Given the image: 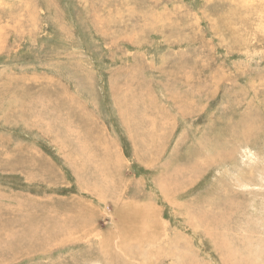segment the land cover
<instances>
[{"label": "rangeland", "instance_id": "rangeland-1", "mask_svg": "<svg viewBox=\"0 0 264 264\" xmlns=\"http://www.w3.org/2000/svg\"><path fill=\"white\" fill-rule=\"evenodd\" d=\"M0 264H264V0H0Z\"/></svg>", "mask_w": 264, "mask_h": 264}, {"label": "bare ground", "instance_id": "bare-ground-1", "mask_svg": "<svg viewBox=\"0 0 264 264\" xmlns=\"http://www.w3.org/2000/svg\"><path fill=\"white\" fill-rule=\"evenodd\" d=\"M227 252V251H226Z\"/></svg>", "mask_w": 264, "mask_h": 264}]
</instances>
